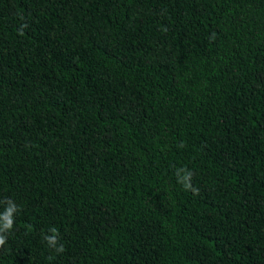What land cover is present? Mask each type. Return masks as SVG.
Returning <instances> with one entry per match:
<instances>
[{
  "label": "trees",
  "instance_id": "obj_1",
  "mask_svg": "<svg viewBox=\"0 0 264 264\" xmlns=\"http://www.w3.org/2000/svg\"><path fill=\"white\" fill-rule=\"evenodd\" d=\"M8 201L0 264H264V0H0Z\"/></svg>",
  "mask_w": 264,
  "mask_h": 264
},
{
  "label": "clouds",
  "instance_id": "obj_2",
  "mask_svg": "<svg viewBox=\"0 0 264 264\" xmlns=\"http://www.w3.org/2000/svg\"><path fill=\"white\" fill-rule=\"evenodd\" d=\"M180 173H183L181 176ZM177 175L179 177L178 182L182 184V186L186 190L192 191L194 194L198 193V190L193 188L190 181H191V173L187 171V169L181 168L177 170ZM7 207L5 211L0 214V247L4 246L7 242V236L5 233L9 232L13 228V218L14 213L18 211L16 205L11 201L7 202ZM51 235H45L44 240L50 247L56 248L58 252H63L64 248L63 245L57 246V237H58V230L53 227L49 229Z\"/></svg>",
  "mask_w": 264,
  "mask_h": 264
}]
</instances>
